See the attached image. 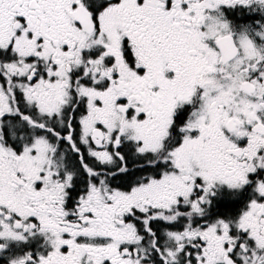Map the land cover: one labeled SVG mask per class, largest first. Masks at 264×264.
I'll list each match as a JSON object with an SVG mask.
<instances>
[{
    "label": "snow or ice",
    "instance_id": "6c2138e0",
    "mask_svg": "<svg viewBox=\"0 0 264 264\" xmlns=\"http://www.w3.org/2000/svg\"><path fill=\"white\" fill-rule=\"evenodd\" d=\"M0 264H264V0H0Z\"/></svg>",
    "mask_w": 264,
    "mask_h": 264
}]
</instances>
